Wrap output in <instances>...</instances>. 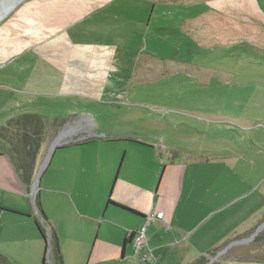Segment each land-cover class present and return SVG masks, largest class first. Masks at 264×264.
Here are the masks:
<instances>
[{
    "label": "crops",
    "instance_id": "crops-1",
    "mask_svg": "<svg viewBox=\"0 0 264 264\" xmlns=\"http://www.w3.org/2000/svg\"><path fill=\"white\" fill-rule=\"evenodd\" d=\"M208 1H212L209 9L196 15H180V22L168 30L170 36H164L184 40L187 42L184 49L171 56H159L147 53L139 45L135 47L137 52L126 60V80L132 87L136 84L145 88L166 81L168 86L162 96L172 98V102H132L130 108L127 105L129 111L127 108L123 126L101 127L91 115L77 109L66 110L60 119L53 121L52 124H61L57 128L61 129L56 137L58 146L41 173L36 194L47 227L56 233L61 251L65 241L83 234L84 227L79 231L78 226L84 224L89 234L94 235L92 244L85 247L89 257L95 254L105 261L114 260L121 246L123 259L128 256L129 247L133 249L132 240L125 245L124 240L145 227V244L139 256L150 257L155 261L153 264H192L234 235L259 225L264 212V173L259 169H264V165L255 140L237 138V133L234 137L228 132L224 135V131H237L239 126L222 129L211 119L212 114H206L209 99L223 97V78L230 74L190 58L191 50H198L199 43L206 41L211 30L219 29L218 34H222L227 29L226 33H231L229 23L225 24L223 19L230 18L239 25L234 18L243 13L231 14L226 8L239 7L240 0ZM152 14L153 11L146 21L123 18L119 22L121 30L117 26L119 32L123 31L127 37L142 36ZM161 15L168 23L177 18L175 13H157V22ZM157 24V31L165 32V27ZM114 49H123L121 42L117 40ZM98 53L106 55L104 51ZM139 54L160 61L167 73L147 79L152 72L150 67L142 65L134 70L133 57ZM96 58L97 55L87 61L79 59L77 64L79 72L93 66L94 73L75 75L69 62L63 77L70 76L72 82L102 80L101 66L106 63ZM213 79L218 83L217 90L211 89ZM22 101L14 93L5 97L0 107V127L27 115L16 111ZM135 108L144 110L147 116L128 118ZM155 110L172 117L164 120V115H158L153 117L159 119L152 120L150 114ZM97 112L101 114L100 109ZM50 129L45 122V138L36 156L35 174L53 143L49 141ZM85 129L88 132L81 135ZM118 144H127L132 149ZM4 154L8 157L2 158ZM29 195V185L21 181L7 146L0 143V223L4 216L31 222L33 217H39L34 201L36 212L32 213ZM108 200L113 205H107ZM157 213L162 217L156 218ZM151 215L154 217L149 218ZM36 233L39 236L37 230Z\"/></svg>",
    "mask_w": 264,
    "mask_h": 264
},
{
    "label": "rangeland",
    "instance_id": "rangeland-1",
    "mask_svg": "<svg viewBox=\"0 0 264 264\" xmlns=\"http://www.w3.org/2000/svg\"><path fill=\"white\" fill-rule=\"evenodd\" d=\"M211 2L208 0H135V2L132 0H22L0 20V107L5 97L13 93L15 97L20 96L23 103L16 108V111L28 115L42 114L43 117H39L50 126L49 141L52 142L61 130H57L61 124L52 123L60 119L59 117H62V113L66 110H81L91 115L101 127H114L124 125L129 105L137 101V104L141 102L149 104L151 101L160 104L165 100L172 102V98L162 96L165 95L164 90L168 86L166 81H160L158 84L155 82L145 88L137 87L136 84L132 87L129 80H126V60L128 61L129 56L137 52L135 47L139 45L147 53L159 56H171L184 49L187 46L184 40L176 41L172 38L169 40L164 36H170L168 30L176 25V22H180L178 18L180 15L200 14L210 8ZM238 6L227 5L226 8L231 14L243 13L236 18L233 17L239 25L232 22L233 20L230 21V18L223 19L225 24L229 23L231 33L227 34V29H224L222 34H218L219 29L211 30V35L209 33L206 35V41L199 43L198 50L194 48L191 50L190 58L230 74L223 78L224 82L221 86L223 97L209 99L210 107L206 114H212L211 119L222 129L237 124L240 129L227 130L223 134L228 132L234 137L237 133V138L246 141L255 140L257 153L260 152L259 155L262 157L260 162L264 165V0H240ZM152 11V19L142 36L128 34L127 37L123 31L119 32V22H122L123 18L146 21ZM157 13L166 15L175 13L177 18L172 23H168L161 15L158 22L165 27V32L157 31L158 22L155 17ZM116 17H119L118 22ZM208 31L207 29L205 32ZM117 40L121 42L123 49L115 51ZM99 51H104L106 55L104 57L98 55ZM94 55H97L96 59H102L103 63H106L101 66L102 80L95 78L72 82L70 76L63 77L69 62L75 75L94 73L93 66H86L85 72L83 69L79 72L77 65L79 59L84 58L87 61ZM133 61L134 70L142 65L152 69L147 79H154L167 73L166 66L156 59L139 54L133 57ZM211 89H218L215 79L212 81ZM157 91H160L159 94L156 93ZM83 96L87 98H82ZM98 109L101 114H98ZM143 111L135 108L133 114H128V118L146 117ZM162 112L155 110L154 114H150L151 119H159L153 117L158 115H164L162 117L164 120L172 117V114ZM147 121L149 120H145ZM87 132V129L82 130L81 135ZM118 145L132 149V146H126L127 144ZM4 157L8 155L4 154L2 158ZM259 172L263 175V167ZM34 177L35 169L29 184L30 192ZM33 200L29 195L28 203L31 207ZM35 212L33 207L32 213ZM263 222L264 212L259 225L234 235L208 256L199 258L192 264H264V226L257 231ZM78 227L79 231L84 227L83 234L77 235L75 240L65 241L62 251L60 250L62 264L155 263L148 256L145 257L151 261L143 260L144 255L134 254V249L131 247L127 251L128 256L121 259V246L114 260L105 261L101 255L95 256V254L89 257L88 253H85V247L87 249L92 244L94 235L89 234V228L84 224H79ZM43 249L44 243L37 235L33 222L4 216L3 223H0V255L5 257L8 264H41ZM45 264H56L52 259L50 248L46 251Z\"/></svg>",
    "mask_w": 264,
    "mask_h": 264
},
{
    "label": "trees",
    "instance_id": "trees-1",
    "mask_svg": "<svg viewBox=\"0 0 264 264\" xmlns=\"http://www.w3.org/2000/svg\"><path fill=\"white\" fill-rule=\"evenodd\" d=\"M43 131V120L37 115L28 114L10 120L5 126L0 127V143L8 146L9 155L15 169L21 181L26 185L30 184L33 176L36 156L43 139ZM34 203L39 217H33V223L44 242L41 264H45V255L48 248L51 249L53 261L56 264H62L58 237L52 229L47 227V221L41 210L37 194ZM107 205H113V203L108 200ZM134 235L135 233H131L123 244L125 245L131 241ZM0 263L8 264L2 255H0Z\"/></svg>",
    "mask_w": 264,
    "mask_h": 264
},
{
    "label": "water",
    "instance_id": "water-1",
    "mask_svg": "<svg viewBox=\"0 0 264 264\" xmlns=\"http://www.w3.org/2000/svg\"><path fill=\"white\" fill-rule=\"evenodd\" d=\"M6 1L7 0H0V20L2 18H4L8 12L10 10H13L17 4H19L22 0H14L11 5H9L8 7L5 6L6 4ZM58 146V143H57V138L53 141V143L51 144L49 150H48V153L46 155V158L43 162V164L41 165V167L38 169L37 173L35 174V177H34V180H33V183H32V192H31V196L33 197V199H35V195H36V192H37V188L39 186V180H40V176H41V173L45 167V165L47 164L48 160H49V157L51 155V153L55 150V148ZM36 189V190H35ZM34 201V200H33ZM10 212V211H9ZM264 226V222L257 228V231H259L262 227ZM38 232V231H37ZM39 234V232H38ZM41 240L43 241L41 235L39 234ZM44 243V242H43Z\"/></svg>",
    "mask_w": 264,
    "mask_h": 264
},
{
    "label": "built area",
    "instance_id": "built-area-1",
    "mask_svg": "<svg viewBox=\"0 0 264 264\" xmlns=\"http://www.w3.org/2000/svg\"><path fill=\"white\" fill-rule=\"evenodd\" d=\"M154 217L153 215H151L149 218ZM156 218H161L162 214L161 213H157L155 215ZM145 227L142 228L140 231H138L137 233H135L133 239H132V244H133V249L136 255L139 254V252L142 250L144 244H145ZM143 260L146 261H151L150 259H147L146 257L143 258Z\"/></svg>",
    "mask_w": 264,
    "mask_h": 264
},
{
    "label": "bare ground",
    "instance_id": "bare-ground-1",
    "mask_svg": "<svg viewBox=\"0 0 264 264\" xmlns=\"http://www.w3.org/2000/svg\"><path fill=\"white\" fill-rule=\"evenodd\" d=\"M13 1H14V0H7L5 6L8 7L9 5H11V3H12ZM10 11H11V10H10ZM10 11H9V12H10ZM9 12H8V13H9Z\"/></svg>",
    "mask_w": 264,
    "mask_h": 264
}]
</instances>
